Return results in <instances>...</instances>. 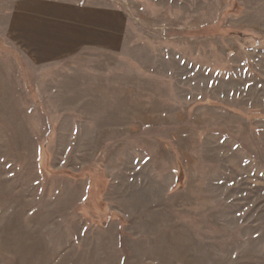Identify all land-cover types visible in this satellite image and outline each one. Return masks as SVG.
<instances>
[{"label": "rangeland", "instance_id": "1", "mask_svg": "<svg viewBox=\"0 0 264 264\" xmlns=\"http://www.w3.org/2000/svg\"><path fill=\"white\" fill-rule=\"evenodd\" d=\"M0 264H264V0H0Z\"/></svg>", "mask_w": 264, "mask_h": 264}]
</instances>
